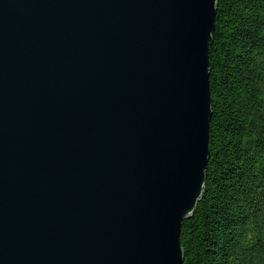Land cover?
Segmentation results:
<instances>
[{"label": "water", "instance_id": "water-1", "mask_svg": "<svg viewBox=\"0 0 264 264\" xmlns=\"http://www.w3.org/2000/svg\"><path fill=\"white\" fill-rule=\"evenodd\" d=\"M217 3L0 0V264H184Z\"/></svg>", "mask_w": 264, "mask_h": 264}, {"label": "trees", "instance_id": "trees-1", "mask_svg": "<svg viewBox=\"0 0 264 264\" xmlns=\"http://www.w3.org/2000/svg\"><path fill=\"white\" fill-rule=\"evenodd\" d=\"M210 159L184 264H264V0H218Z\"/></svg>", "mask_w": 264, "mask_h": 264}]
</instances>
